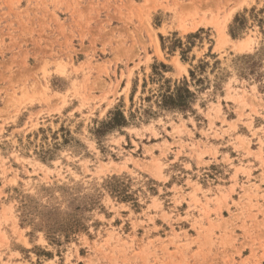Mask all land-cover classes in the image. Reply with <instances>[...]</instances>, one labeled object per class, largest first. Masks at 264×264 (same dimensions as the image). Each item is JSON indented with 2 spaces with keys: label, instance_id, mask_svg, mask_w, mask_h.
<instances>
[{
  "label": "rangeland",
  "instance_id": "rangeland-1",
  "mask_svg": "<svg viewBox=\"0 0 264 264\" xmlns=\"http://www.w3.org/2000/svg\"><path fill=\"white\" fill-rule=\"evenodd\" d=\"M0 264H264V0H0Z\"/></svg>",
  "mask_w": 264,
  "mask_h": 264
},
{
  "label": "trees",
  "instance_id": "trees-1",
  "mask_svg": "<svg viewBox=\"0 0 264 264\" xmlns=\"http://www.w3.org/2000/svg\"><path fill=\"white\" fill-rule=\"evenodd\" d=\"M192 93L185 87H176V90L174 93H171L170 95H165L164 98H168L172 100L173 106L178 107H184L187 104V97H190Z\"/></svg>",
  "mask_w": 264,
  "mask_h": 264
}]
</instances>
